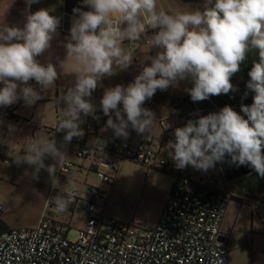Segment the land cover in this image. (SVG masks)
Here are the masks:
<instances>
[{
    "label": "clouds",
    "instance_id": "1",
    "mask_svg": "<svg viewBox=\"0 0 264 264\" xmlns=\"http://www.w3.org/2000/svg\"><path fill=\"white\" fill-rule=\"evenodd\" d=\"M24 2L22 27L0 24V107L20 99L35 104L60 77L57 65L38 59L52 47L60 19L45 8L32 12V4L39 0ZM82 4L89 10L73 9L78 15L63 45L66 56L59 61L62 71L69 67L74 75L58 100L65 106L55 125L57 131L66 132V143L84 136L82 114L99 119L91 100L98 82L114 75V68L126 70L132 64L135 47L125 50V41L135 46L144 37L158 51L133 82L104 90L100 107L108 119L101 131L112 129L115 137L124 139L129 126L138 134H151L155 115L143 105L157 90L187 81L191 87L185 91L193 102L236 91L231 78L241 70L247 53L255 50L259 59L253 62L246 85L254 95L251 105L241 104L244 115L225 105L218 112L189 119L175 128V142L170 140L165 148L177 169L191 166L206 172L230 157L237 167L250 166L264 177V0H204L202 9L172 13L160 10L157 0H82ZM31 80L39 90L29 84ZM24 152L17 154V165H34L33 179L46 169L51 187L59 189L52 198L55 208L66 211L71 201L55 175L58 167L64 169L66 153L48 136L32 139ZM46 157L55 163L46 166Z\"/></svg>",
    "mask_w": 264,
    "mask_h": 264
},
{
    "label": "built area",
    "instance_id": "2",
    "mask_svg": "<svg viewBox=\"0 0 264 264\" xmlns=\"http://www.w3.org/2000/svg\"><path fill=\"white\" fill-rule=\"evenodd\" d=\"M147 35H153V31L149 29ZM31 86L39 90L35 80ZM20 105H26L22 99ZM191 111L196 119L202 116L203 111L195 102L191 104ZM82 119L85 123L80 127L85 131V138L81 139L88 143L77 151V157L80 160L91 157L97 169L113 171L114 175L97 171L104 184L114 187L117 171L125 161L156 166L173 174L174 183L157 225L143 228L120 223L107 212L112 191L92 187L87 220L77 240H69L47 218L35 227L8 229L0 232V264H220L221 261L230 264L220 237L233 194L223 187L217 172L218 162L209 169L215 170L217 177L204 179L194 172L177 169L142 134L137 133L141 135L139 141L99 137L103 126L100 118L82 115ZM160 125L165 137L175 141L177 127H171L166 121ZM91 136L96 137L95 141L88 140ZM73 167V163L65 161L58 179ZM67 193L70 207L79 199V191L75 186L74 195L73 188ZM52 207L57 211L54 203ZM5 212L6 207L0 203V219Z\"/></svg>",
    "mask_w": 264,
    "mask_h": 264
},
{
    "label": "rangeland",
    "instance_id": "3",
    "mask_svg": "<svg viewBox=\"0 0 264 264\" xmlns=\"http://www.w3.org/2000/svg\"><path fill=\"white\" fill-rule=\"evenodd\" d=\"M157 5L161 10L169 13L197 10L193 5L182 3L180 0H157ZM143 40L144 38L140 42V47L135 49L133 62L126 70H121L120 72L114 68L116 73L104 78L106 88L114 87L118 84L127 86L134 81L135 76L140 73L143 66L151 64L149 57L155 56L158 50L152 49ZM126 42L129 46L127 45L125 50H128L132 47V44L128 41ZM236 84L245 85L247 81H237ZM186 88V82L180 81L178 86H170L165 91L157 90L151 99L146 100L143 107L151 110L155 115L154 131L161 132L159 122L163 120V110L153 99L156 97L155 95L157 93L165 95L166 99L180 96L183 100L188 96V93L185 91ZM64 93L65 89H57L54 83L49 86L43 99L38 100L33 106L21 105L19 107L18 113L22 116V120H7L4 117L1 118L2 120L0 119V203L6 207L4 219L8 229L35 227L43 219L47 218L59 223L57 225L58 231L67 234L69 240L75 241L79 238L83 223L87 220L88 203L81 201L73 216L68 211H55L50 216V213L55 209L49 203V196L53 195V193L57 195L58 191L55 192L54 190L57 189L51 187L49 173L46 169H41L38 173L39 178L33 179L34 165H28L27 163L17 165L15 162L17 154L23 156L32 139L39 138L40 136H48L50 139H54L57 147L65 152L66 155L71 151L69 159L75 160L74 153L76 147H72L70 150L71 141L66 143L64 136H60L54 131L57 121L63 116L65 105L58 103V100ZM91 100L95 105L97 104L98 109L96 110L99 112L100 97L96 96L95 92H93ZM120 107L122 109V105ZM0 110L1 113L2 110L6 109L0 107ZM122 115H125L126 118V114L122 112ZM98 116L105 127L108 117L104 113H99ZM25 120H29L30 123L28 124ZM179 120V118L170 119L168 124L173 126ZM127 131L133 135L137 134L131 126H129ZM91 138L94 140V136H91ZM3 144L5 147H3ZM166 145L167 143L164 145L163 153L168 154L165 148ZM2 156H6L7 159L3 160ZM169 159L174 164L170 156ZM54 163L55 161L51 157L44 159L46 166ZM86 164L88 167L83 172L75 168L73 172L68 171L63 174L66 178V181L61 184V186H65L63 190H71L73 186H76L81 197L80 199L86 200L87 189L89 187L100 188L103 191L110 189L112 192L108 200L109 216L120 223L143 228H153L157 225L174 183L173 177L169 173L156 166L149 167L141 163L125 161L118 175L115 177L114 187L111 188L102 182L99 174L108 173L114 175L113 171L108 168H99L98 174L90 171L91 162H87ZM183 170L194 172L198 177L202 176L204 179L217 177L215 170L205 172L196 170L191 166ZM59 174L60 168L58 167L55 173L57 178ZM69 180L70 183L68 184ZM232 203L235 204V202ZM244 211V216H247V227H250L251 208L245 205ZM262 211L264 213V207ZM255 235L261 238V242L264 243V224L257 216L255 218ZM262 248H264V244Z\"/></svg>",
    "mask_w": 264,
    "mask_h": 264
},
{
    "label": "crops",
    "instance_id": "4",
    "mask_svg": "<svg viewBox=\"0 0 264 264\" xmlns=\"http://www.w3.org/2000/svg\"><path fill=\"white\" fill-rule=\"evenodd\" d=\"M25 7H26V5H25L24 0H0V24L6 23L9 26L18 25V26L22 27L24 22H25V19H26ZM41 8L48 9L50 11L51 15L58 17L60 19V26L58 28V35H56L53 38L52 47L44 55L38 57V59L42 63H46L50 60L53 64L57 65V70H58V72H60V77L55 82V84L57 86V89L64 88L66 90V88L68 86H70L71 83L73 82L74 75H73V73L69 67H66L63 71L59 68V61L63 60L66 56V49L64 48L63 45L65 43H67L68 37L70 36V32L69 33L65 32L64 28H63L64 0H39L38 3L32 4L30 10L32 12H35ZM143 38L144 37L141 38V41ZM140 42H138L135 46L132 45V47H135V49L139 48ZM143 42H145V41H143ZM126 43L127 42H124V48H126V46L128 45ZM119 71L121 72V70H119ZM104 78L98 82V84H99L98 86L100 88L98 89V86H97L96 90L94 91L96 96L98 95L100 97V99H102L103 94H104V90L106 88V82H105ZM33 82H34V80H31V81H29V84L32 85ZM185 82H186L187 88L191 87V84L189 82H187V81H185ZM0 87H2V85H0ZM176 98L181 99L180 96L176 97ZM178 104L179 103H176L175 105L159 104L161 110H163V113H162L163 120H165L167 124H168V121H170V119H175V118L180 119L177 123H175L171 127H183L186 124L185 122L188 121V120H182L181 119L182 114L180 111H181L182 107L184 108L185 111H188L187 108L189 107V103L181 102L180 104L182 105V107H180ZM13 105L14 104H12L10 107H12ZM9 108L4 107V109H6V110ZM96 109H98L97 104H96ZM101 109L102 108L100 107L99 112H98V110H96L97 115H99V113H101V114L103 113V112H101ZM18 110H19V108H17V110L15 112L17 115H19ZM2 111H5V110H2ZM20 117H22V116H20ZM112 117H113V119H115V116L113 113H112ZM1 118L2 117H0V119ZM7 120H10V119H7ZM168 125H170V124H168ZM103 127L104 126H102V128ZM159 128L161 130L160 133L158 131L152 130L151 134L148 132H145L142 135L148 140L147 143L152 148H154L155 150L158 151L160 156H163V157H166L169 159V156H168L169 154L163 153V150H164L165 143H168L170 140H168L165 137V133H164V131L160 125V122H159ZM101 129L98 132L99 137H113L116 139L127 140V141H139V140H141V135H138V134L133 135L129 131H128V133H129L128 138L124 139V138L115 137L112 129H108L107 131H103V132L101 131ZM159 134H161V135H159ZM81 138L84 139L85 136H83ZM95 139H96V137H94V140H93V138H88L89 141H95ZM173 142H175V141H173ZM71 144L72 145L70 147V150L72 149V147H76V148H75V153H74L75 154V160L69 159V153L71 151H69V153H67L68 159L66 161H69L75 165V167H73V169L70 172H73L75 168L78 169L80 172H83L88 167L86 164L87 162H91L90 171L95 172V170L93 169V166H95L93 163V159L91 157H87L83 160H80L77 157V151H78L77 145L75 143H72V142H71ZM3 147H5L4 144H3ZM2 158H3V160L7 159L6 156H2ZM121 166L119 167V169L117 171V175L119 173ZM98 170L99 169H97V171ZM95 173H97V172H95ZM58 177H59V175H58ZM58 180H59V183L61 185L62 183H64L66 181V178L63 176L61 179H58ZM91 188L92 187H89L87 189V195L85 198L86 200L80 199L81 197L79 195V199L77 200V202L75 204L71 205L66 210L71 214V216H73L75 214V211L77 210L79 203L81 201L88 203L89 197H90L89 193H90ZM54 191L59 192L58 189L54 190ZM63 191L67 193L70 190H63ZM231 192L233 194V197H235V199L232 198V200L229 202L228 208L226 211V215L224 217V220H223V223L221 226V233L225 238V242H223V243H224L225 248L228 252L230 264H264V248H262L264 243L261 242V238H258L255 235V218H256V216L264 224V213L262 211V208L264 207V203L258 201V199L255 197H247L245 195L236 194V193H234L233 189L231 190ZM55 196H56V193L55 194L53 193V195L51 194L49 196V199H50L49 203H51V207H52V203H53L52 198ZM232 202H235V204H233ZM245 205H247L251 208V226L250 227H247V216H244V214H245L244 206ZM107 212H108V209H107ZM53 214H54V211H52L50 213V216H52ZM2 219L4 222H6L4 219V215H3ZM47 220L52 222V223H55L56 225L59 224L53 220H50V219H47Z\"/></svg>",
    "mask_w": 264,
    "mask_h": 264
},
{
    "label": "trees",
    "instance_id": "5",
    "mask_svg": "<svg viewBox=\"0 0 264 264\" xmlns=\"http://www.w3.org/2000/svg\"><path fill=\"white\" fill-rule=\"evenodd\" d=\"M182 3L191 4L194 6L195 9L199 10L203 8L204 0H180ZM258 52L253 50L247 53V59L241 64V70L236 73L232 78L231 82L235 86L236 91L230 92L228 94H222L219 96L210 97L207 100L195 102L196 105L203 111V115H207L211 112H218L222 109L225 105L232 107L235 111L244 115L241 112V104L244 105H251L252 98L254 93L249 91L245 85H237L238 78H243L244 72L247 70H251L254 61H258ZM249 76L245 79L248 82ZM244 81V80H243ZM245 83V82H244ZM247 92V96L245 97V93ZM153 99L158 104L162 105H178L181 106V102H187L192 104V100L190 95L188 94L183 100L178 99L176 97L170 99H166L165 95H161L157 93ZM21 100V99H20ZM20 100H18L12 107L9 109L2 111L0 113V117H5L10 120L19 121L23 118L17 115L15 112L17 108H19ZM34 105V104H33ZM32 105V106H33ZM101 112L102 109H101ZM246 118V117H245ZM28 124L30 123L29 120H25ZM187 123V122H185ZM60 136H65L66 132L64 131H57L56 128L54 129ZM72 143H75L78 147V150L88 142L86 140H82L81 138L73 137L71 140ZM95 172H97V167L93 166ZM217 172L218 176L221 178V182L223 187L227 190L231 191L233 189L234 193L245 195L247 197H255L258 201L264 203V177H260L253 168L247 165H242L237 167L235 164L231 163L230 157H226L223 162H218L217 165ZM163 171L169 173L171 176L173 174L166 169H162ZM235 199V197H233ZM8 230L6 223L3 219H0V232Z\"/></svg>",
    "mask_w": 264,
    "mask_h": 264
},
{
    "label": "water",
    "instance_id": "6",
    "mask_svg": "<svg viewBox=\"0 0 264 264\" xmlns=\"http://www.w3.org/2000/svg\"><path fill=\"white\" fill-rule=\"evenodd\" d=\"M81 8L82 11H88L89 8L86 5L82 4V0H64V17H63V28L65 32H70L71 24L74 16H77L78 14L73 13L74 8ZM182 120H196L195 113L194 112H187L184 113L181 116ZM220 240L222 242H225V238L222 235L220 237Z\"/></svg>",
    "mask_w": 264,
    "mask_h": 264
},
{
    "label": "flooded vegetation",
    "instance_id": "7",
    "mask_svg": "<svg viewBox=\"0 0 264 264\" xmlns=\"http://www.w3.org/2000/svg\"><path fill=\"white\" fill-rule=\"evenodd\" d=\"M246 59H247V56H246ZM250 70H247V71H245L244 73V75H243V78L241 79V78H238L239 79V81H241V80H245L246 78H247V76H248V72H249ZM180 107H182V105L180 106ZM187 110L188 111H185L184 110V108L182 107V109H181V114L183 115L184 113H187V112H192L191 111V103H189V107L187 108Z\"/></svg>",
    "mask_w": 264,
    "mask_h": 264
}]
</instances>
